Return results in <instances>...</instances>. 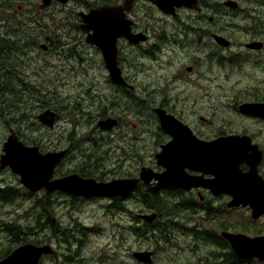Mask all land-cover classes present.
I'll list each match as a JSON object with an SVG mask.
<instances>
[{
    "label": "flooded vegetation",
    "instance_id": "af4514ba",
    "mask_svg": "<svg viewBox=\"0 0 264 264\" xmlns=\"http://www.w3.org/2000/svg\"><path fill=\"white\" fill-rule=\"evenodd\" d=\"M160 2H165V5L160 6ZM90 11H95L97 16L93 28L88 27L83 20V14ZM101 25L103 27L100 29ZM236 30H245V34L250 37L245 42L236 41L230 34V31ZM97 35L107 36L108 43L113 45L108 48L109 61L104 56L103 48L97 44L100 38ZM1 41L11 46L18 44L25 47L24 58H13H16V65L10 67L3 62L4 58H0V69H5L16 78L12 90L17 92L18 97L11 96L12 105L15 101H22L28 93L32 103L27 111L13 115L11 123L4 119L5 104L2 102V95L9 89L2 82V76L7 77V73L0 71V127L1 124L5 126V132L0 133V158L3 143L13 132L24 145L38 148L40 154L63 151L47 180L49 183L72 175L79 179H91L96 183L136 179V187L124 198L82 195L58 189L31 191L32 196L40 192L47 205L55 201L65 205L99 204L112 208L123 205L129 212L130 202H138L142 206L147 203L167 206L171 204L178 208L175 202L178 203L183 196L190 198V193H193L197 195L201 209L194 208L190 218L200 213V218L220 222V226L225 224L227 231L242 232L249 236L264 235V232L247 230V224L263 220L264 214L254 218L249 204L229 206L233 200L231 194L220 192L215 195L201 185L192 186L191 189L172 185L160 186L155 181L146 183L140 177L143 167H149L157 173L164 170L162 164L157 163L156 154L161 153L163 146L173 139L162 128L157 109L163 110L165 114L173 116L191 129L185 118L189 113L178 107L179 104L186 103H178L177 91L186 93L187 101L190 92H197L196 89H200L203 94L208 93L212 86H218V71L237 55L239 59L235 63V69L230 71H242L241 84L233 87L238 91L236 98L238 94L244 98L247 91L252 93L264 90V75L258 74L259 71L264 72V0H185L182 4L173 3L171 0H0V45ZM236 50L240 52L228 53ZM147 63L151 68L156 66L155 71L159 69L158 85L154 80L149 81L153 86L147 80L144 85L136 80ZM116 72L123 83L113 80L111 73ZM259 76L262 78L258 79ZM69 77L75 80L69 82ZM253 78L257 81H252ZM191 80H197L200 85L190 83ZM66 91H71L70 95L63 98L62 93ZM57 94L60 95L59 98L51 99V95ZM252 96L255 97L240 101L236 105L233 101L232 106L240 116L264 126V111L250 114L241 110L245 103L264 104L263 92L253 93ZM131 103L139 111H132ZM148 103L149 107H146ZM45 110L55 113L52 126L43 124L38 119V115ZM131 111L136 114L133 117L138 116V127L142 131L138 142L145 139L148 124L157 130L153 166L138 160L135 167H131V151L135 150L140 159L144 150L140 146L138 149L131 146L136 138L131 133ZM194 111L197 113V109ZM201 119L207 120L202 117ZM108 120H113L109 127L102 126V122ZM208 120L210 121L209 118ZM247 130L227 133L221 130L208 136L192 132L205 142H217L212 146L219 152L224 150L221 142L225 138L248 136V156L255 157L256 151L260 158L254 166H251L253 161L250 158L238 159L237 170L246 173L252 167L258 178L264 180V141L257 139L264 135H256ZM185 143L180 140L177 145L183 147ZM187 146L190 147V144ZM6 170L11 171L8 166L0 168V188H15L12 184H3L2 175ZM184 170L188 175L203 174L190 167H185ZM14 175L19 177L15 173ZM213 177L211 173H204L202 179ZM146 185L157 190L158 201L151 199L150 195H143ZM36 200L38 201L37 197ZM224 213L231 217L236 214L235 221L227 220ZM140 214L145 213L135 212L136 216ZM169 215L175 217V214H163L158 217L152 230H148L147 225L144 228L145 233L151 232L155 238H160L159 244L162 242L160 246L150 245L144 249L152 252L153 261L161 248H165L164 241L172 242L177 236L178 232L175 230L179 228L178 221L169 218ZM131 220L129 219V224ZM142 221L144 220L139 216L137 223ZM56 226L59 224L56 223ZM68 228L69 235L60 240L66 243L65 248L70 251L72 243H77L78 246L83 238L81 235L80 238H70L76 230ZM222 231L208 228L201 222L190 227L188 219L186 233L180 245L184 252H178L174 259L175 264H190L191 255L195 253L196 264H240L241 260L222 237ZM48 241L52 242L50 239ZM204 249H210L209 256L201 255ZM78 250L79 247L74 253L77 254ZM56 255L58 254L53 252L49 257L54 258ZM59 255L64 262L68 261L70 264L80 263L82 260V257L76 258L64 252Z\"/></svg>",
    "mask_w": 264,
    "mask_h": 264
},
{
    "label": "rangeland",
    "instance_id": "374dc122",
    "mask_svg": "<svg viewBox=\"0 0 264 264\" xmlns=\"http://www.w3.org/2000/svg\"><path fill=\"white\" fill-rule=\"evenodd\" d=\"M230 34L236 41L245 42L247 40V37H250L249 34H245V30H236V32L230 31ZM23 47L24 45L17 44L11 46V44H6L5 42L1 41L0 48L2 49V51H0V58H4L5 61L3 62L5 64H9L10 67L12 65H16V58H18L19 56L20 58H24V56H26L23 51L25 47ZM4 49L8 50L6 51ZM236 52H240V50L228 53L234 54ZM14 57L16 58L13 59ZM238 59L239 57L237 55L232 61H228L227 63H225L226 66L218 71L216 77L218 86H212V89L206 94H203L200 89H196L197 92H190V97L187 101L186 93L175 90L177 91V96L179 99L178 103H180L181 101L186 103V105L179 104L178 107H181L182 110L184 109L185 113H189L190 117L188 115L185 116V118L186 121L189 122L191 130L196 134L208 136L210 134H215L221 130L222 132L227 133L230 131H243L247 128V131L251 133H255L256 135L258 133L264 135V130L262 128L264 126L262 123L252 121L240 116L232 106L233 101L234 105H236V103L240 101L255 97L252 96L253 93H264V90L252 91V93L251 91H247V96L244 95V98L240 97L239 94L236 98V93L238 91L236 88L233 89V87L239 86L241 84L240 76L242 71L239 70L238 72L235 71L234 73H230V71L232 72V70L235 69V63ZM155 68L156 66L151 68L150 64L147 63V65H144L140 77L136 80H138L141 85L145 84V80H147L148 83H150L149 81L153 82L152 80H154L156 85H158L160 83L159 79L157 81V74L159 73V69L155 71ZM0 71L2 73H7L5 69H0ZM258 74L264 75V72L259 71ZM261 78L262 77L259 76L258 79ZM67 79L69 80V82H73L75 80L74 78L70 79V77ZM80 79L83 78L80 77ZM251 80L257 81V79L255 78ZM15 81V75L12 76L11 74L7 73V77L2 76L3 85H5L9 89L8 91L3 92L2 95V102H4L5 104V108L3 109L4 119L8 120L9 123L12 122L13 115H16L19 112L27 111L29 104L32 103V101L30 100L31 95L28 93L25 95L22 101H15L12 105L11 96L18 97L17 92L12 90L15 87ZM191 82L200 85L197 80H191L190 83ZM248 82L250 81L248 80ZM219 85H221V87H219ZM70 92L71 91H66L62 93V97L66 98L70 95ZM55 97L59 98L60 95H51V99H55ZM232 97H234V100H232ZM198 100H200V102ZM227 103L228 105H231V107H228ZM29 108H31V106ZM131 109L132 111L138 110L137 107L133 106V103H131ZM194 109H197V113L194 111ZM131 114V133L136 136L131 146L137 149L140 146L139 148L141 150L144 149L142 151L143 156L140 159L139 156L136 155L135 150L131 151L129 155L132 164L131 167H135V165L138 163V160H142L143 162H146L147 165L153 166L155 165V158L153 154L156 149L155 137L157 134V130L153 125L148 124L146 126L147 131L144 134L145 139H141L140 142H138V136L142 133V131H140V128L138 127V116L133 117L134 115H136L133 112ZM201 117L207 118V120L201 119ZM208 118L212 123H210ZM148 130L150 131V135H148ZM4 132L5 126L1 124L0 133ZM54 134L57 133L54 132ZM257 139H261L262 141H264V137H258ZM1 143L2 142H0V149ZM2 178L4 179L3 184L14 185V189L19 190L20 194L19 196H16L14 199L8 202H0V225L2 222L7 221L17 222L22 225H26L27 223L32 222L35 216L34 205L37 204L36 197L38 198V202H42L43 204L48 206V203L42 200L40 192H38V194H36L35 196H32L30 194L29 196L25 197L24 189H28L21 185V183L19 182V177L15 176L14 173H12L10 170L4 171ZM176 202L175 204L178 205V208L174 207L173 211L171 212L172 214H175V217L169 215V218L176 219L178 221L177 226H179V228H176L175 230L178 232L177 236L172 242H168L167 240L164 241L165 248H161V250L157 253L155 260H152L151 264H175L176 260L174 259H176V255L178 254V252L180 254L184 252V249L181 248L180 245H182V237L184 236V233H186L188 219H190V227L197 222H201L208 228L213 227L218 229L219 231L226 230L225 224L220 226V222H213L212 219L207 221L206 219L208 218H200V213L195 217L190 218V216L193 215L194 208H200L197 195L190 193V198L188 196H183L178 201V203ZM50 206L51 207L48 206V214L53 217V220H57V223L59 224V226H57L59 232L53 231L51 230V228L47 227V229L44 232L40 233L38 237L43 242L41 244H49L52 247L53 252L57 253L58 255H56L54 258L49 257V255H44L39 260V264H70V262L68 261L64 262L63 258L59 255L61 252L70 254L72 256H75L76 258L82 257L80 263L71 264H143L141 262L137 263V261L132 256L133 252L142 251L140 249H147V247H149L150 245L156 247V245L160 246L162 244V242L160 244L158 243L160 238H155L154 234L151 232H146L143 235H140L139 232L134 231L133 227H135V222L131 220V224H129V219L132 218V214H130V212L128 211L124 210L121 212V210H116L115 208L105 207V205L99 204L65 205V203L60 204L57 201L51 203ZM128 207L134 213L152 212L143 211L141 203L138 202H130L128 204ZM170 208L171 206H167V208H165V212L169 211ZM224 215L227 220L235 221L236 214H233L232 217L225 213ZM218 218L222 217L218 216ZM164 219H167V217ZM78 224L83 227H94V229L93 231L86 230L85 236H82L79 232V230H81V227ZM232 224L235 225L234 223ZM68 227L76 230L75 233L70 236V238H73V236L80 238V235L81 238H83L82 243L78 246L77 243H72V246L69 247L70 251L66 250V243L60 240L62 237L61 232L65 231L66 228L69 229ZM153 228L154 227H148L147 229L152 230ZM248 229L252 232H264V219L254 222L251 225L247 224V230ZM28 238L35 239V236L30 235L28 236ZM49 239L52 240V242L48 241ZM71 242L72 241H70V244ZM9 245L10 244L7 238V233L0 229V250H4ZM77 247H79V250L77 251L78 253L75 254L74 252L76 251ZM209 251L210 249H204V251L201 252V255L209 256ZM163 254L170 256L166 257L163 256ZM190 260V264H196L197 254L195 253L191 255ZM249 262H254L253 264H264V262L256 260H250Z\"/></svg>",
    "mask_w": 264,
    "mask_h": 264
},
{
    "label": "water",
    "instance_id": "95a60500",
    "mask_svg": "<svg viewBox=\"0 0 264 264\" xmlns=\"http://www.w3.org/2000/svg\"><path fill=\"white\" fill-rule=\"evenodd\" d=\"M171 1L176 4L185 2V0ZM159 4L164 6L165 2H160ZM83 20L88 27L93 28V23L97 20L95 11L83 14ZM102 27V25L99 26L100 29ZM97 37H100L97 44L103 48L104 56L109 61V58H107L108 48L113 45L108 43L107 40L109 38L107 36L97 35ZM111 74L115 82L123 83L118 72ZM241 110L250 114H260V111H264V104L245 103L241 106ZM157 113L162 128L169 132L173 139L163 146L161 153L156 154L157 163L162 164L164 170L157 173L149 167L141 168L140 177L143 181L146 183L155 181L160 186L172 185L185 189L201 185L208 188L215 195L220 192L231 194L233 200L230 201L229 206H238L240 203L249 204L252 208L253 217L264 213V180L260 177V179L255 177L254 172L251 171L254 170L256 174L257 172L252 167H250V173L247 175L236 172L237 168L236 171L234 170L237 165L235 161L240 158L242 160L250 158L253 161L251 166L256 165L255 163L260 158L259 153L256 151H254L255 157L248 156L246 149L250 145L248 136L243 138H225L221 142L224 150L222 152L215 151L216 148L212 144L217 142H205L199 139L188 126L182 124L173 116L165 114L163 110L157 109ZM38 119L43 124L52 126L55 113L51 110H45L38 115ZM111 121L102 122V126L109 127ZM180 140L186 142L185 146L177 145ZM187 144H190V147ZM178 149L184 151H174ZM189 149L190 152L188 151ZM2 151L0 168L10 167L13 173L19 175L21 185L33 192L41 189L50 191L58 189L82 195L120 196L124 198L136 187V179H117L108 183H96L91 179H79L75 175L49 183L47 180L63 151L40 154L38 148L24 145L13 132L3 143ZM185 167H190V169L197 168L203 174L211 173L214 177L202 180L203 174L197 176L188 175L184 170ZM139 216L146 222H152L156 218V213H145ZM221 234L229 241L239 259L245 261L252 257L264 259V236L250 237L243 233H231L228 231H223ZM52 253L53 249L49 244L25 242L16 246L5 257L1 258L0 264H38L42 256ZM151 255L152 252L149 250L133 252V257L144 264L152 262Z\"/></svg>",
    "mask_w": 264,
    "mask_h": 264
},
{
    "label": "trees",
    "instance_id": "16d2710c",
    "mask_svg": "<svg viewBox=\"0 0 264 264\" xmlns=\"http://www.w3.org/2000/svg\"><path fill=\"white\" fill-rule=\"evenodd\" d=\"M146 107H149V103L146 104ZM10 112V111H9ZM13 118V117H12ZM24 189V188H23ZM25 190V197L29 196L31 194L30 191ZM20 192L19 190H16L10 186H3V188H0V202H8L12 199H14L16 196H19ZM143 195H146V197L148 195H150L153 200L158 201V192L155 188H153V186L151 185H146L145 190L143 191ZM37 204L34 205L35 208V216L32 222L27 223L26 225H22L20 223L17 222H13V221H7V222H2L0 225V229L4 232L7 233V238L9 241V246L7 248H5L4 250H0V259L5 257L14 247L25 243V242H33L36 244H41L43 243L42 240L38 237L40 235V233L44 232L47 227L51 228V230L53 231H58V227L56 226L57 220H53V217H51L48 214V206L51 207L50 205L46 206L45 204H43L42 202H38L36 200ZM169 204V203H168ZM171 206V204H169ZM174 207L176 206H171L170 210L165 212V208H167V205H159V204H151L149 205L144 204L142 206V210L145 212L148 211H154L156 213V218L152 221V222H138V218L139 216H136L135 213L130 210L129 212L132 214V220L135 222V227H133V230L136 232H139L140 235H143L145 233L144 228L148 227H154L156 221L158 220V217L162 216L163 214H172L171 212L173 211ZM116 210H121L122 211H127L126 207L123 205H118L114 207ZM81 228V230H79L80 234L82 236H85L86 234V229H94V227H83L80 224H78ZM69 231V229H65V231L61 232L62 237H66L68 236L67 232ZM35 236V239H29L28 236ZM61 237V238H62ZM81 240V239H80ZM257 261V260H256ZM81 262V260L79 261ZM264 262V261H261ZM254 262H248V261H241L240 264H253ZM39 264V263H38Z\"/></svg>",
    "mask_w": 264,
    "mask_h": 264
}]
</instances>
